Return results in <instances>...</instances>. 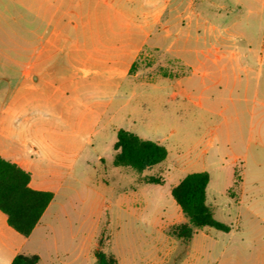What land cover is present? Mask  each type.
Wrapping results in <instances>:
<instances>
[{
    "label": "rangeland",
    "instance_id": "rangeland-1",
    "mask_svg": "<svg viewBox=\"0 0 264 264\" xmlns=\"http://www.w3.org/2000/svg\"><path fill=\"white\" fill-rule=\"evenodd\" d=\"M197 5L211 24L185 29L218 35L219 42L211 41L225 43L226 53L216 64L196 66L189 50H206L210 42L184 39L169 52L142 57L136 82L113 91L116 98L102 117L90 113L66 126L46 124L78 130L88 145L63 186L46 185L59 189L49 211L54 216L43 223L50 222L54 232L47 238L45 230L35 234L25 255L46 257L56 241H64L61 253L72 251L71 237L82 225L89 226V264H98V252L119 264H264V0H197ZM29 6L0 0V65L11 63L2 55L11 47L8 39L31 33ZM120 129L165 146L167 159L142 174L115 167ZM3 130L19 132L20 146L32 148L30 122ZM0 148H9L1 137ZM201 171L211 177L208 205L215 219L231 230L204 228L184 244L163 230L176 212L185 217L171 190ZM151 176L164 183L145 184L143 178Z\"/></svg>",
    "mask_w": 264,
    "mask_h": 264
},
{
    "label": "crops",
    "instance_id": "crops-1",
    "mask_svg": "<svg viewBox=\"0 0 264 264\" xmlns=\"http://www.w3.org/2000/svg\"><path fill=\"white\" fill-rule=\"evenodd\" d=\"M18 2L28 8L31 5L32 29L29 35L10 37L11 47L2 53L11 63L0 65V84H4L0 91V137L9 143V148H0V156L29 171L30 186L53 192L54 199L29 237L10 227L7 216L0 211V264H11L17 255L24 254L23 250L40 231L45 230L44 236L51 237L54 228L50 222L44 226L43 223L47 215H53L54 211H49L59 189L46 185L63 186L88 145V139L80 131L46 124L55 121L66 126L71 120L81 122L90 113L102 117L116 98L113 91L136 82L140 75L137 65L142 57L151 58L165 48L169 52L184 39L210 42L206 50L197 48L188 52L196 56L195 65L199 68L209 61L216 64L226 53L225 43H215L220 40L218 35L202 36L198 30L195 35L186 32L187 25L211 24L197 0ZM178 53L180 60H184L183 51L177 49ZM181 84V79L174 83ZM89 89L93 91L90 93ZM94 102L100 110L90 106ZM22 122L31 123V149L20 146L24 142L19 132L3 130ZM185 222L187 218L176 212L174 220L163 230L168 233L171 226ZM201 231L197 230L191 241ZM71 240L72 251L61 253L64 241L62 244L56 241L55 251L48 256L41 253L27 256H39L38 264H89V226L83 230L81 225L80 234L73 235Z\"/></svg>",
    "mask_w": 264,
    "mask_h": 264
},
{
    "label": "trees",
    "instance_id": "trees-1",
    "mask_svg": "<svg viewBox=\"0 0 264 264\" xmlns=\"http://www.w3.org/2000/svg\"><path fill=\"white\" fill-rule=\"evenodd\" d=\"M132 68V73L135 71ZM113 164L118 168H128L142 174L164 162L168 149L160 143L142 138L125 129L117 133L114 145ZM31 173L20 165L0 156V211L7 216L10 227L24 237H29L45 211L54 199L51 191L35 190L30 186ZM211 177L207 171L187 174L171 194L179 205L187 222L175 224L169 228V234L188 244L197 230L214 228L229 232L231 228L215 219L207 203V189ZM145 184H163L159 177H144ZM39 256L17 255L11 264H38ZM98 264H118L114 258L105 253H97Z\"/></svg>",
    "mask_w": 264,
    "mask_h": 264
}]
</instances>
